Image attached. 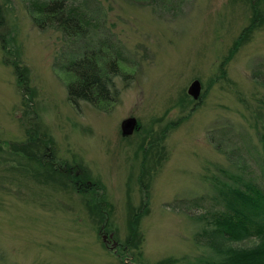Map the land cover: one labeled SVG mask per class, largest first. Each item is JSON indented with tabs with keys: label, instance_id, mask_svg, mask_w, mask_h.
<instances>
[{
	"label": "rangeland",
	"instance_id": "obj_1",
	"mask_svg": "<svg viewBox=\"0 0 264 264\" xmlns=\"http://www.w3.org/2000/svg\"><path fill=\"white\" fill-rule=\"evenodd\" d=\"M66 1L87 12L83 38H111L129 73L115 76L110 111L72 103L64 65L83 40L32 22L30 0H0L9 56L25 78L17 86L0 48V264L217 258L202 231L222 205L213 181L239 173L264 183V0ZM126 116L135 123L123 134ZM29 133L44 144L21 148ZM32 151L53 168L36 169ZM76 178L94 187L80 191ZM210 241L238 247L256 237Z\"/></svg>",
	"mask_w": 264,
	"mask_h": 264
},
{
	"label": "trees",
	"instance_id": "obj_2",
	"mask_svg": "<svg viewBox=\"0 0 264 264\" xmlns=\"http://www.w3.org/2000/svg\"><path fill=\"white\" fill-rule=\"evenodd\" d=\"M30 3L32 6L29 9V14L32 22L39 27L44 28L50 25L65 35L79 37L83 40L80 43L82 46L79 52L67 59L64 65L69 72L68 78L65 80L67 99L76 105L80 99H83L99 110L110 111L119 97L118 88L115 85V76L129 73V70L123 72L125 67L121 64L122 55L118 45L112 42L111 38L108 39L104 36H99L95 40L84 39L89 23L86 18L87 12L83 11L76 3H68L66 0H30ZM3 19L2 12H0L2 58L6 64L11 65L12 69L15 70L17 86H23V84L25 85V78L22 68L14 53L9 56V31L3 25ZM252 26V23L249 22L243 29H249ZM41 126L42 124H40ZM28 127L26 129L32 133L39 132L36 127L31 128L32 125H28ZM36 136L38 135H30L29 133L28 141L19 146L21 148H29V145L32 144L41 146L43 141L40 142L38 139L37 142ZM38 138L40 137L38 136ZM261 144L264 155V133H261ZM34 152L32 151L31 155L36 161V169H39L37 166L48 164L41 158L42 152L39 155H34ZM52 166V164H48L47 168L52 169ZM34 173L36 172L34 171ZM230 176L232 179L229 181L228 179L213 181L212 184L217 186L216 189H218L222 205L214 207L210 213L211 217L206 219L207 222L212 223V227L202 229L203 233L210 236L206 242L211 245L213 254L217 258H206L199 262L204 264H264V183L259 184L257 179L253 178L244 179L239 173ZM75 180L78 183L75 187L78 190L83 189L80 191L90 189L95 184L94 182H85L83 178H76ZM97 190L100 192L99 189ZM97 190L95 189L93 192ZM91 205L94 204H90L87 198L86 206L89 210L92 208ZM137 224L138 217L135 211H132L129 214L128 225H130L129 231L133 239L138 233ZM216 235L227 236L236 240L254 235L256 241L246 246L225 245L221 247L210 241ZM133 239L129 240L132 241Z\"/></svg>",
	"mask_w": 264,
	"mask_h": 264
},
{
	"label": "water",
	"instance_id": "obj_3",
	"mask_svg": "<svg viewBox=\"0 0 264 264\" xmlns=\"http://www.w3.org/2000/svg\"><path fill=\"white\" fill-rule=\"evenodd\" d=\"M200 90V82L198 79L194 78L190 81L187 91L190 93L194 98L198 97ZM135 123V118L131 116H126L124 119H122L120 127L122 129V133H128L133 130V126ZM104 237V240L106 239L105 234L102 235ZM115 240L113 241V243Z\"/></svg>",
	"mask_w": 264,
	"mask_h": 264
},
{
	"label": "flooded vegetation",
	"instance_id": "obj_4",
	"mask_svg": "<svg viewBox=\"0 0 264 264\" xmlns=\"http://www.w3.org/2000/svg\"><path fill=\"white\" fill-rule=\"evenodd\" d=\"M108 241H110L112 244H115V245H114V248H116V247H117V242H116V241L113 243V241H114V240H113V239H112V240H110V238H109V237L107 238V240H106V243H108ZM112 244H111V245H112ZM111 247H112V246H111Z\"/></svg>",
	"mask_w": 264,
	"mask_h": 264
}]
</instances>
